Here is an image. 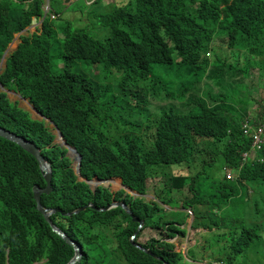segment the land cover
I'll use <instances>...</instances> for the list:
<instances>
[{"label": "trees", "instance_id": "16d2710c", "mask_svg": "<svg viewBox=\"0 0 264 264\" xmlns=\"http://www.w3.org/2000/svg\"><path fill=\"white\" fill-rule=\"evenodd\" d=\"M50 1L52 7L59 2ZM44 4L0 0V62L15 35L43 17ZM84 13L92 29L47 17L36 33L21 36L0 75L2 87L29 99L77 149L82 178L118 177L156 196L148 201L103 187L94 192L78 179L68 150L54 142L45 121L32 119L0 88V127L32 141L51 165L53 191L42 196L45 208L68 213L116 200L144 221L138 232L139 222L122 208L55 213L53 223L83 247L77 264L200 262L180 249L186 217L166 219L160 203L170 213L180 204L193 212L200 260L243 264L242 256L262 241L264 217V146L258 160L243 156L251 149L244 131L264 125V0H95ZM222 39L226 52L217 45ZM234 75L247 84L225 85ZM205 81L220 92L203 90ZM151 96L186 102L190 110L168 103L152 111ZM251 97L260 111L249 114L239 105ZM215 152L222 176L192 173L199 155L210 159L198 158L201 165L211 166ZM184 165L190 173L157 172ZM225 168L234 176L228 178ZM158 179L167 186L161 193ZM253 184L263 186V195ZM35 185L46 186L35 157L0 137V264H67L75 254L37 210ZM212 237L220 242L207 252ZM174 238L177 243L168 241Z\"/></svg>", "mask_w": 264, "mask_h": 264}, {"label": "rangeland", "instance_id": "374dc122", "mask_svg": "<svg viewBox=\"0 0 264 264\" xmlns=\"http://www.w3.org/2000/svg\"><path fill=\"white\" fill-rule=\"evenodd\" d=\"M58 1L59 2L57 4L53 3V7L51 6L52 12L56 13L58 15V18L55 20H59V18L61 17V19L63 21L64 20L75 21L76 25L79 27H82L83 29L89 30V28H91V22L87 19V17L85 15L83 16L82 14H85L84 13V7L88 4H90L89 2L92 0H89L88 2L86 0H73V1H71V3H70V0H58ZM109 2H113V0H104L105 4H108ZM46 4L47 3L44 4V7L46 6ZM50 5H52L51 1H50ZM38 27H41V19H38V20L34 19L33 26L30 27L29 30L24 32L25 36H30L32 33H34L37 30ZM225 42H226V40L222 39L221 42L217 44L220 47H223V52H226V50L228 49L226 47ZM18 44H19V40H17L15 42L13 47H15ZM229 54H230L229 51H228V53H225L226 56H228ZM247 81L248 80H246L245 78H242V76L234 75L233 77L229 76L227 78L225 85H227L229 82H231L233 86L237 83H240V82L247 84ZM262 86H263L262 88L264 89V84ZM207 88L212 89L214 92H220L219 91L220 89L211 86L209 83H207L205 81L203 90H205ZM258 90H260V87L256 88V91H258ZM222 91H223V89H222ZM7 94H8L9 99L13 103H17L20 107H22L23 109H26L30 113L31 117L40 118V116H38V114L33 111L32 107H31V103L29 100H24V99L20 98L19 95L15 94L14 92L9 91ZM203 98H205V97H203ZM253 98L254 97H251V99H249L248 103L246 102L244 104L239 105V106H244L247 110V113H249V114L253 113L255 111H257V112L260 111L259 107L257 105H255L256 98H254V99ZM205 99H206V101L211 102L209 98H205ZM151 103H152V111L156 110L157 112L160 109H162L163 107H166L168 103H172L173 105H175L177 107L178 110H180L182 112L189 111L190 106H191V105H187L186 102H184L185 103L184 104V103H181L180 101L164 100L162 98L154 99L153 96H151ZM47 126L49 129H51V131L55 132L54 127L49 122H47ZM216 154L217 153L215 152L212 155V157H214L215 160L214 161L211 160V163H212L211 166L206 165V164L201 165L198 158H200L201 160L207 159L209 161H210V159H208L206 156L199 155L197 157L196 164H194L192 166V173L194 174L196 172H202V173L204 172L205 175H209L211 177L222 176V165H223L222 163H223V161ZM69 158H71V157H69ZM208 164H210V162ZM181 169L185 170L186 173H188V171L190 173V169L186 165L179 166L178 168H174V169H172V168L171 169L161 168V169L157 170V172L162 171V170H165L166 172H170V171L171 172H177ZM233 175H234V173H233ZM158 180H159L158 192L161 193L162 192L161 189L164 187H167V186H166L165 182H163L160 179H158ZM115 181H117V187H113V185H111L109 183H108V185L104 184V187L109 189L112 192L122 190L119 179H116ZM252 187L255 188L259 194H262L263 186L261 184H253ZM145 198L147 200L151 201L153 199H156V196L153 193H148V195ZM160 205L166 211V213H165V215H167L166 219L176 218V219H180V221H182V219L184 217H186L185 222H183L184 224L182 225V228L187 230V235H186L183 243L180 246V249L183 251V253L186 256H189V254L191 253L192 255L196 256L197 259H199L198 261L203 262V264H205L207 261H210V260L212 261L213 257H209L208 260H205V263H204V261L200 260L203 255H199V254H204V252H203L201 246L195 247V234H197V231L192 229L191 223H192L193 215L190 214V212L192 214H193V212L190 211L189 209L188 210L183 209L182 207H180L181 206V204H180L179 207H177L176 209H174V211H171V213H170L171 208L164 205L163 203H160ZM186 214H187V216H186ZM260 223L263 224V229H262V234H261L262 235V241H261V243H259L257 245V247L255 249H251L247 254L242 256L241 261L243 262V264H264V217L261 218ZM150 235H154V234L152 232L148 233L147 235L144 233L139 238L138 242L145 243L148 240V237ZM177 239L178 238L169 239L168 241L171 243H177L178 242ZM219 242H220L219 238L212 237L210 239V241H208V244L205 246V248L207 249V252H210L212 249L216 248L218 246ZM135 243H137V242H135ZM137 244H139V243H137ZM188 247H189V249H188ZM193 250H194V253L192 252ZM200 262H198L196 264H201Z\"/></svg>", "mask_w": 264, "mask_h": 264}, {"label": "water", "instance_id": "95a60500", "mask_svg": "<svg viewBox=\"0 0 264 264\" xmlns=\"http://www.w3.org/2000/svg\"><path fill=\"white\" fill-rule=\"evenodd\" d=\"M49 9H50L49 0H47V6L45 8V15L42 18L41 23L45 20L46 14H47ZM30 27H27L23 31L17 33L15 35L13 41L9 44L7 50L5 51V53L1 59V62H0V75L2 74L3 70L6 68V61H7L8 56H10V54H12L18 48L19 44L22 42L21 36L25 35L24 32L29 30ZM17 40H19V44L16 45L15 47H13ZM0 88L2 91L6 92V93L9 92V90L2 87V85H0ZM10 92H12V91H10ZM14 93L19 95V97H20V94H18L17 92H14ZM23 99H25V98H23ZM31 107L38 114V116H40V118L32 117V119L37 120V121H43L44 120L46 123V126H47V122H49L54 127L55 132L52 131V133L55 135V141L54 142L56 144H59L61 147L66 148L68 150L67 155L69 157H71V159L74 161L73 168L75 169L80 181H84L87 184H89L90 186H92L93 187L92 190L94 192L99 187L100 182L108 181V180H99V179H96L95 181L83 179L81 177V174H80L81 165H82V156L78 153L77 149L70 146L67 143V141L65 140V138L63 136V133L58 129L57 125L50 118H46L43 115V113H41L34 105H31ZM24 110L27 111L26 109H24ZM0 137L20 146L26 152H28L29 154L34 156L35 159L37 160L39 167H40V170H41V173H42V176H43V179L46 182V186L40 187L39 185H35L33 187V194H34V199L36 201V207H37V210L43 215L46 222L50 225L52 231L54 233H56L59 237H61L68 245H70L74 248L75 254L67 264H77L82 259L83 247L77 241L71 239L63 230H61L58 226H56L53 223L51 216L54 215L55 213H61L64 216L70 217L73 215H77L81 212H84L88 208H91V209H94V210H97L100 212H107V211L114 209V208H122L127 214H129L132 217L133 221L139 222L140 226H139L138 232L142 228V226L144 225V221L137 219L133 215V213L130 209V206L123 201H113L112 203L108 204L104 208H97V206L95 204L89 203L85 206H82V207H80V208H78L72 212H68V213L63 212L59 208H45L42 205L41 200H42L43 195H45V194L48 195L53 191V187H52L53 172H52L51 165L48 163V161L42 155V150L40 148H38L32 141L28 140L26 137L21 136L15 132H12V131L7 130V129L2 128V127H0ZM122 186L126 190V194L130 193V195L133 196L134 198H141V197L146 196V195H141V194L133 191L131 188L125 186L123 183H122ZM193 221H194V217L192 218V223H193ZM133 245L137 249L145 252L146 254L155 257L152 252H150L148 249L143 248L140 244L133 242ZM164 264H167V263L164 262Z\"/></svg>", "mask_w": 264, "mask_h": 264}, {"label": "clouds", "instance_id": "9594fccd", "mask_svg": "<svg viewBox=\"0 0 264 264\" xmlns=\"http://www.w3.org/2000/svg\"><path fill=\"white\" fill-rule=\"evenodd\" d=\"M71 1H73V0H70V3H71ZM87 2L89 1V0H86ZM95 0H92V1H90L89 3L90 4H92L93 2H94ZM45 3H47V0H45ZM46 6H47V4H46ZM46 6L44 7L43 6V10H44V15H45V8H46ZM49 6H50V9L48 10V12H47V14H46V17H45V19L47 18V17H50L52 20H55V19H57L58 18V15L56 14V13H53L52 12V9H51V5H50V1H49ZM44 15H43V17H44ZM42 17V18H43ZM42 18H39V19H41L42 20ZM38 20V19H37ZM45 21V20H44ZM44 21L41 23V27H42V24L44 23ZM34 22V21H33ZM31 27L33 26V23H32V25H30ZM29 26V27H30ZM41 27H38L37 28V30H39V29H41ZM37 30L34 32V33H36L37 32ZM34 33H32V34H34ZM31 34V35H32ZM9 91H11V90H9ZM12 92H16V91H12ZM18 93V92H17ZM19 94V93H18ZM20 97L22 98V96L20 95ZM24 98V97H23ZM22 98V99H23ZM24 100H29V99H24ZM11 101V100H10ZM30 101V100H29ZM31 103V102H30ZM31 105H33L32 103H31ZM20 107V106H19ZM22 108V107H21ZM23 109V108H22ZM28 112V111H27ZM29 113V112H28ZM30 114V113H29ZM260 127H263L264 128V125L263 126H258V127H247V130H248V133H245V131H244V135L247 137V138H249L250 139V142H251V149L248 151V152H244L243 153V156H244V158H250V159H253V160H258V156H259V154H258V152L259 151H261L262 149H263V146H264V139L261 141V143L259 144V145H257V144H255L254 143V138H253V135H254V133H255V131L256 130H258ZM260 161H263V159H259ZM73 163H74V161H73ZM226 169V168H225ZM234 173V172H233ZM233 173H231L230 172V170L229 169H226V174H227V177L228 178H231V176L233 177L234 175H233ZM77 174V173H76ZM82 177V176H81ZM79 179V178H78ZM84 179V178H83ZM116 179H119V182H120V185H121V187H122V190L125 192V194H124V196H126V195H130V193H127L126 194V190L123 188V186H122V179L120 180V178H118V177H115V178H111V179H107L108 181H110L111 183H113ZM96 180V179H95ZM95 180H92V181H95ZM100 180V179H99ZM103 182H107V181H103ZM103 182H100L99 183V187H103V188H105L104 187V184H102ZM122 182V183H121ZM89 185V184H88ZM90 186V185H89ZM126 186V185H125ZM91 187V189H93V187L92 186H90ZM98 187V188H99ZM128 187V186H127ZM97 188V189H98ZM130 188V187H129ZM96 189V190H97ZM107 189V188H106ZM121 191V190H120ZM133 191H135V190H133ZM96 192V191H95ZM112 192V191H111ZM116 192H119V191H116ZM116 192H113V193H116ZM135 192H137V191H135ZM138 193V192H137ZM140 194V193H139ZM142 195V194H141ZM148 194H146V196H147ZM131 196V195H130ZM146 196H144V197H141V198H145ZM133 197V196H132ZM146 199V198H145ZM147 200V199H146ZM113 201H116V200H113ZM149 201V200H148ZM151 201H157V199H153V200H151ZM191 211V210H190ZM190 214L191 215H193V217H194V214H192L191 212H190ZM194 219H195V217H194ZM194 222V221H193ZM193 224V223H192ZM134 238V237H133ZM186 256V255H185ZM196 263H198V262H194V264H196ZM201 264H203V262H200ZM204 263H205V261H204ZM205 264H221V263H219V262H216V261H207Z\"/></svg>", "mask_w": 264, "mask_h": 264}, {"label": "built area", "instance_id": "2783aa9c", "mask_svg": "<svg viewBox=\"0 0 264 264\" xmlns=\"http://www.w3.org/2000/svg\"><path fill=\"white\" fill-rule=\"evenodd\" d=\"M245 133H248V130H246ZM253 138H254V143L259 145L261 141L264 139V128L260 127L258 130H256L253 135Z\"/></svg>", "mask_w": 264, "mask_h": 264}, {"label": "bare ground", "instance_id": "6f19581e", "mask_svg": "<svg viewBox=\"0 0 264 264\" xmlns=\"http://www.w3.org/2000/svg\"><path fill=\"white\" fill-rule=\"evenodd\" d=\"M12 96V95H11ZM22 102V101H21ZM28 107V106H27ZM26 108V107H25ZM34 111V110H33ZM35 112V111H34ZM108 183L109 184H111V185H113V187H117V181H114L113 183H111L110 181H107V182H103L102 184H107L108 185ZM118 189V188H117Z\"/></svg>", "mask_w": 264, "mask_h": 264}, {"label": "flooded vegetation", "instance_id": "af4514ba", "mask_svg": "<svg viewBox=\"0 0 264 264\" xmlns=\"http://www.w3.org/2000/svg\"><path fill=\"white\" fill-rule=\"evenodd\" d=\"M113 193V192H112Z\"/></svg>", "mask_w": 264, "mask_h": 264}]
</instances>
